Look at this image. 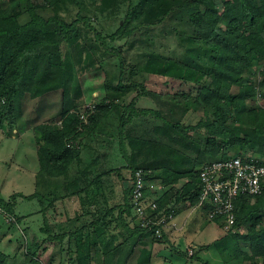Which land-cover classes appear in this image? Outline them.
Instances as JSON below:
<instances>
[{"label":"trees","instance_id":"obj_1","mask_svg":"<svg viewBox=\"0 0 264 264\" xmlns=\"http://www.w3.org/2000/svg\"><path fill=\"white\" fill-rule=\"evenodd\" d=\"M124 9L121 16L99 19ZM160 36L177 38L176 56L137 47L128 60L114 44ZM95 71L105 74L104 94L93 109H83L80 78ZM152 76L163 78L165 90L149 88ZM53 78L60 83L54 86ZM39 84L45 87L41 96L35 95ZM257 87L264 92V0H0V128L7 125L12 135L33 126L39 161L35 192L0 196V205L5 216L16 217L9 223L19 225L13 212L18 198H37L47 234H31L22 256L0 249V264H63L62 255L50 251L59 240L69 264H128L144 236L161 242L163 233L146 235L140 223L131 226V199L110 205L105 177L129 169L130 179L143 168L147 183L170 186L157 199L166 216L174 215V205L166 209L173 192L177 203L198 205L199 174L206 165L251 155L264 163V105L257 103ZM57 91L62 108L42 110L40 122L32 123L31 106ZM142 97L154 105H139ZM192 112L199 119L185 123ZM117 139L128 166H116L110 152L98 151L100 143L111 147ZM132 139L152 145L163 159L176 152L191 169L136 166L127 149ZM182 178L193 185L185 193L175 188ZM125 189L130 195V187ZM72 198L81 205L74 215L66 207ZM58 207L64 218L55 228L46 216H56ZM235 214L225 232V264H264V181L260 195L237 198ZM211 221L225 226L221 217ZM112 225L130 233L118 242ZM188 256L197 258V251Z\"/></svg>","mask_w":264,"mask_h":264},{"label":"rangeland","instance_id":"obj_2","mask_svg":"<svg viewBox=\"0 0 264 264\" xmlns=\"http://www.w3.org/2000/svg\"><path fill=\"white\" fill-rule=\"evenodd\" d=\"M124 13H125V9L120 13H106L99 16V19L102 20L109 17L121 16ZM125 42L126 40H119L114 44L115 46H119V45L122 46L124 55L127 57L128 60L131 51L132 53L135 52L137 47L157 50L171 56H176L179 53L177 38L174 36L155 37L153 38L152 41L151 40L141 41L138 39L136 40L131 38L127 41V43ZM55 76L56 74H54L53 77ZM58 79L56 78L54 79L53 82V84H55L54 86L60 83ZM104 80H105V74L103 71L89 72L84 74L80 78L82 84V93H83L82 99L80 101L83 109L86 108L87 106L93 105L96 100H98L103 96ZM146 83L149 86V88L158 91L165 90L163 78L152 76L149 78V80ZM44 88H45L44 86L39 84L35 90V95L41 96L44 92ZM74 94L75 93H72V97L75 98ZM132 95L134 96L135 93ZM132 95L128 100H130L133 97ZM61 101H62L61 92L58 91L51 94L47 100L38 99L35 102V105L31 106V110L32 109L35 110V111L33 110L34 112L32 113V116H34V118L32 119L33 121L32 123L40 122L39 117L42 110L49 109L52 114L56 111L58 112V110L62 108ZM138 103L141 106L154 105L153 102L143 97L139 99ZM257 103L260 105H264V97H262ZM198 119L199 116L195 115L192 112L185 117L184 121L185 123H191V122H196ZM25 123L26 124L28 123L27 120L25 121ZM0 129L6 131L7 125H5L4 128H0ZM20 129L23 130L22 128ZM29 130H31L30 134H35L34 132L35 129L33 128V126L31 127V129L28 128L24 129V131H29ZM9 137L11 138V136H8L7 139H9ZM1 138L2 137L0 135V140ZM28 140L30 139L29 138L25 139L26 142H28ZM30 141L32 143L31 146L32 145L34 146L35 145L34 135H32ZM129 142H131L130 151L133 154L130 153V151L128 152L132 156L133 162L135 163L145 160V163L142 162L144 163V165L155 164L156 166H166V164H169V166H172L175 169L184 170L188 168L189 162L185 161V159L184 160L182 159L183 161L179 162L178 160H176L175 158L176 156L169 157V155L164 156L163 159L162 157H160L161 156L160 151L152 147V145L137 140L128 141V145ZM93 144L95 147L99 145L97 144V141L94 142ZM100 145L101 148L98 149V151L110 152L112 154L111 158L113 157V162L116 163V166L127 165L126 163L127 161L125 157L119 150L118 139L113 145H111V147H109L104 142L102 144L100 143ZM151 148L152 150L150 151ZM12 153H13V146L11 145L10 141L6 140V142H4L3 147L0 144V155L3 156L4 154L5 155L4 157H7ZM19 153L20 150H18V154ZM175 153L176 152H172L171 155ZM156 154H158V156H156ZM33 157H34V152L31 151L29 155L30 167H32L33 165ZM181 158H183V156ZM10 164L11 162H8L7 159L0 161V187L1 185H4V189H5L4 195L2 196L9 197L8 195L13 194L14 192L17 193L22 192L28 195L33 194L36 189V177L34 178V175L32 176L31 173L29 174V170L27 166H25L27 167L25 168L23 164L18 165L17 163H13L11 169L9 170ZM37 167H39L38 163H37ZM124 172L125 173L127 172L126 169H124ZM8 174L9 177H7ZM114 177H118V176L114 175ZM150 189L153 190L152 186L150 187ZM0 207L2 208L1 205ZM40 209H41V203L37 198L27 199V198L19 197L16 206H14L15 215L21 219L19 221L20 223L19 225L15 223L12 224L9 223L10 220L0 210V242H1L0 249L1 250L11 253L12 255H15L17 253V255L22 256L24 254L23 252L27 250V245L28 247H30L29 246L30 243L28 244L27 241L29 240V238H31V234H35L42 239L47 237V234L41 231V227L45 225V217L44 214L40 212ZM62 210L63 209L61 207H58L56 216H55V212H49L46 216L48 223H52L51 225L54 226L55 228H58L59 226L58 224H60V221L64 218L63 216L61 217L58 214V211H62ZM67 210L73 213V211L75 210V205H73L72 203L70 206H68ZM128 221H130L131 226L132 223L135 224L134 221L132 222L131 217H128ZM137 222L138 220L136 218V223ZM110 228H111L110 230H114L115 232L114 234L117 235L124 234V230L121 228L120 225L117 228H115V226L112 225L110 226ZM225 232L226 230L220 227V225L217 222L211 221V219L208 217V212L200 207L196 210L195 216L190 219L188 226L185 228V231L183 233L184 235L182 240L183 242L176 241L174 244H172L171 247H163V249L160 252H158L157 249L153 251H150L151 249L148 248L142 249L141 247L144 244H146V242L143 241V244L138 245L135 254L131 257L130 261H128V264H225L227 260V255L229 254L228 250L224 249ZM125 234L126 236L128 235L126 228H125ZM8 236H11L12 238L11 241H9L10 239L2 240ZM187 238L189 241H193L194 239H196V241L199 242L198 243L199 247H197L196 249L197 258H191L190 256H188L186 251ZM55 243H56L55 246H53V249H51L50 251L56 253L57 256L62 255L63 264H69L68 263L69 257L67 255V252L60 251V248L63 246L61 245V240ZM64 244H65L64 247L66 248L68 245V240H65ZM208 245L211 246L206 247ZM149 251L151 252L150 253L151 258L148 261L147 257L149 255ZM39 263L42 264L41 262ZM248 264H253V263L249 262Z\"/></svg>","mask_w":264,"mask_h":264},{"label":"built area","instance_id":"obj_3","mask_svg":"<svg viewBox=\"0 0 264 264\" xmlns=\"http://www.w3.org/2000/svg\"><path fill=\"white\" fill-rule=\"evenodd\" d=\"M259 80L261 76L259 75ZM264 92L257 87L258 101ZM93 109V105L90 106ZM143 168L136 169L132 178L128 180L131 189L130 199L138 223L147 229V235L161 237L164 227L172 216H166L159 210L157 199H150L146 195L147 182ZM201 179V194L198 205L208 206V217H221L225 223L224 229L229 230L236 221L235 201L242 194L251 196L263 192L264 163H260L254 156L246 158L231 156L225 160L215 161L206 165L199 174ZM0 210L3 212L2 208ZM6 217L16 222V217L6 214ZM194 248H188V254L193 255Z\"/></svg>","mask_w":264,"mask_h":264},{"label":"crops","instance_id":"obj_4","mask_svg":"<svg viewBox=\"0 0 264 264\" xmlns=\"http://www.w3.org/2000/svg\"><path fill=\"white\" fill-rule=\"evenodd\" d=\"M31 129V128H29ZM33 130V129H32ZM31 130L29 131H23V132H16V130L14 131V133L12 135H8L6 131H4L3 129H0V135H1V140H0V144L2 145V147L4 146V142L10 141L11 145L13 146V153L8 155L7 157H4L5 155L3 154L0 155V161L2 160H6L8 162H11L9 170L12 167L13 163H17L18 165L23 164L24 167L27 166L28 170H29V174L31 173V175H34V178L36 177V174L39 170V167H37V163L39 166V161H38V155H37V148H36V140H35V145L31 146V138L32 135L35 136V134H30ZM8 136H11V138ZM26 138H29L30 140H28V142L25 141ZM134 140V139H132ZM131 140V141H132ZM130 144L131 142H129V145L127 144V148L128 151H130ZM18 150H20V153L18 154ZM34 152V157H33V165L32 167H30V158L29 155L30 153ZM130 153H132L130 151ZM133 154V153H132ZM174 156V154H173ZM4 157V158H3ZM177 157V156H176ZM175 157V158H176ZM17 158V160H16ZM183 158H176V160H178L179 162H182ZM148 160V159H147ZM15 161V162H14ZM187 161V160H185ZM4 162V161H3ZM145 160L141 161V162H133V164H135L136 166H142V167H150L151 170L155 169V168H159L162 166H156L154 165H144ZM152 166V167H151ZM25 167V168H27ZM191 169V164H188V168L187 169H177L178 171H185ZM126 173L122 172V176H118V177H114V175H110L105 177L104 179V190L103 192L105 193V197L107 198L108 202L110 203V205H120V204H126L127 202L130 203V195L127 192V190L125 189V187H129L128 186V176H126L129 173V169H126ZM9 177V174L8 176ZM126 177V178H125ZM6 180V179H5ZM189 179H185L182 178L179 183H177L175 185L176 189H181L183 188L184 193L188 192L189 190H191V188L193 187L192 184H189ZM5 184V182H4ZM192 185V187H191ZM152 186L153 190L150 189V187ZM190 186V187H188ZM156 187V188H155ZM147 188L150 189V194L148 195V197L150 199H159L160 197H162L164 195V193H166V191H168V189L170 188V186H164L161 181H154V182H149L147 184ZM155 188V190H154ZM4 185H1L0 187V196L4 195ZM14 194H24V195H28L22 192H14L13 194L8 195L9 197H4L6 200H9L11 198V196H13ZM177 196H175L174 192L167 198L169 204L166 207V209L171 208L174 205V215L171 217L169 223L164 227L163 229V239L161 242H151V239L149 238V236H144L142 239H140L139 244H143V241L146 242V244H144L141 248H148L151 249V251L156 250L158 252H160L163 247H171L172 244H174L176 241L179 242H183V233L185 231V228L188 226L189 221L192 217L195 216L196 210L198 208H200L199 205H191L189 201H185L180 199V202L177 203ZM73 203V205H75V210L73 211V213L69 212L70 214L74 215L76 213V211H79L81 209V205H80V201L78 199L72 198V199H68L66 202V207L68 208V206H70ZM17 204V203H16ZM77 204V206H76ZM79 204V205H78ZM203 209V208H202ZM14 212V210H13ZM118 213V211H117ZM15 214V213H14ZM134 221V223H136V220H132V222ZM135 224L132 223V226H134ZM119 227V226H118ZM121 228L124 230V234H119L118 236V242L124 240L125 237V228L123 226H121ZM122 230V233H123ZM113 233L114 230H112ZM197 232V231H196ZM127 233L129 234L130 231H127ZM9 240L11 241L12 238L11 236L6 237L5 239L2 240ZM195 240V241H194ZM193 241H189L187 238V245H186V251L188 250V248H194V250L196 251L197 247H199L198 245V241H196V239H194ZM142 253V252H141ZM140 253V255H141ZM153 255V254H152ZM69 257V255H68ZM59 258H63L59 257Z\"/></svg>","mask_w":264,"mask_h":264}]
</instances>
